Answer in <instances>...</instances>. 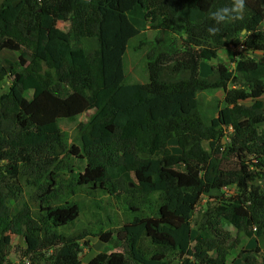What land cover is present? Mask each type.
Segmentation results:
<instances>
[{
	"label": "trees",
	"instance_id": "trees-1",
	"mask_svg": "<svg viewBox=\"0 0 264 264\" xmlns=\"http://www.w3.org/2000/svg\"><path fill=\"white\" fill-rule=\"evenodd\" d=\"M230 2L2 0L0 52L18 53L21 70L8 77L0 61V86H9L0 93V264L10 251L8 232L23 237L27 254L51 250L48 264H80L79 239L57 238L49 228L72 224L80 214L77 202L49 205L64 195L51 169L63 152L59 120L92 109L79 126L86 166L77 185L116 199L158 192L161 202L156 217L122 226L121 249L87 264H228L231 233L224 221L235 229L236 242L239 235H264V128L258 129L264 123V0H246L242 20L216 25L211 13ZM59 21L68 28L60 29ZM148 28L155 31L145 53L148 80L126 83L128 43ZM163 29L176 38H162ZM83 38H96L98 47L86 54ZM229 46L243 52L231 58L233 69L219 63L201 76L200 63ZM256 52L258 58L245 55ZM212 90L224 93L225 105L206 120L199 94ZM170 134L179 153L168 147ZM70 153L78 156V147ZM23 174L32 178L29 186L37 185L38 174H48L37 193L38 215L27 204L13 212L7 204L5 177ZM228 187L235 192L207 202L196 229L187 210L177 208L185 190L195 205L210 190ZM143 237L153 244L151 253L140 249ZM102 240L109 241L110 233ZM259 252L257 246L243 251L235 264H264Z\"/></svg>",
	"mask_w": 264,
	"mask_h": 264
},
{
	"label": "rangeland",
	"instance_id": "rangeland-1",
	"mask_svg": "<svg viewBox=\"0 0 264 264\" xmlns=\"http://www.w3.org/2000/svg\"><path fill=\"white\" fill-rule=\"evenodd\" d=\"M57 25L62 30L68 28L67 22L59 21ZM262 26H264V21L262 22ZM160 36L164 39L176 38V35L172 34L168 29H163ZM154 38L155 31L148 28L140 36L129 41L123 59L126 76L128 73L126 83H140L148 80L145 53L150 47L148 43ZM141 40L144 41V44L140 43ZM240 53H243L240 47L234 48L233 46H229L220 49L217 53V58L212 59L213 62L202 61L203 75L207 76L211 67L219 63L229 71L232 70L234 65L230 60L234 54L237 57ZM245 55L258 58L260 53L256 52V56L252 53H245ZM18 56V53L8 50L0 52L1 62L7 66L8 72L10 73L8 77H11L12 73L21 70V65L18 63ZM25 63L27 64V62ZM4 85V87L0 86L1 94L9 90L7 82H4ZM29 95L30 92L27 93V96ZM199 97V108L206 120L215 117L218 110L225 105L223 102L224 93L221 90L201 92ZM242 104L249 105L250 100L242 102ZM93 112L94 110L92 109L74 118H62L59 120L58 126L62 137L63 152L59 162L51 169V173L56 178L57 183L60 185L59 189L64 195L58 199L49 201V205L57 206L77 202L80 205V214L72 224L60 227L50 226L49 228L57 238L63 236L77 237L79 239L77 255L80 264L89 263L99 253L106 252L109 255L113 251L121 249L119 238L121 237L122 226L125 223L136 222L142 217H156L161 202V195L158 192L137 193L134 197L121 196L116 199L108 191L93 190L90 185H77L80 175L84 173L86 166V158L81 151L79 126L85 125L92 117ZM263 128L264 123H260L258 129ZM167 144L172 152H180L177 140L172 134L168 136ZM72 145L78 147L80 156L70 153V147ZM192 174L194 178L198 177L196 170H192ZM28 178L32 180L26 174L15 179L5 177V183L10 187L7 189H11V192L14 193L13 196L11 192H8L7 204L12 212L18 206L20 208L23 204H27L31 208V211L38 215L40 200L37 197V193H39L40 188L48 183V174H38L35 178L37 181V185L35 186H29L27 184ZM128 186L130 188L135 187L133 183H129ZM16 188H20L21 191H17ZM71 189L75 190L73 194L70 192ZM234 192L235 189L232 187L223 188L222 191L210 190L201 196L199 203L193 205L190 198V191L185 190L179 195L177 208L187 210L192 222L191 224L196 229L197 224L204 221L203 215L207 202L217 201L214 198ZM40 214L45 215V212L41 211ZM223 227L231 233V236L227 240L228 264L238 263L241 259L240 257L245 255L242 253L243 251H253L256 246L260 251L258 255H264V235L260 238H245L239 235L238 242H236L235 238L237 235L235 229L226 221L223 222ZM106 233H110L109 241L102 240V237ZM4 241L10 245V251L5 258L4 264H46L52 257L51 250H42L41 248L35 251V253H25L26 243L23 237L16 236L13 233H5ZM140 249L145 254H148L154 250V246L149 239L143 237L140 242Z\"/></svg>",
	"mask_w": 264,
	"mask_h": 264
},
{
	"label": "clouds",
	"instance_id": "clouds-1",
	"mask_svg": "<svg viewBox=\"0 0 264 264\" xmlns=\"http://www.w3.org/2000/svg\"><path fill=\"white\" fill-rule=\"evenodd\" d=\"M246 0H231L230 6L218 8L211 13L210 18L216 25L235 22L243 19ZM210 32L215 33V28H210ZM227 140V137H225Z\"/></svg>",
	"mask_w": 264,
	"mask_h": 264
},
{
	"label": "crops",
	"instance_id": "crops-1",
	"mask_svg": "<svg viewBox=\"0 0 264 264\" xmlns=\"http://www.w3.org/2000/svg\"><path fill=\"white\" fill-rule=\"evenodd\" d=\"M2 2V0H0V3ZM88 42V43H87ZM82 44H83V47H84V50H85V53L86 54H89V53H91L92 51H94L97 47H98V44H97V39L96 38H83L82 39ZM91 48H89L88 46ZM0 61H1V59H0ZM209 62H213V60H211V61H209ZM1 63H3V62H1ZM4 64V63H3ZM201 64H202V62L200 63V75L201 76H203V77H205L204 75H203V73H202V67L203 66H201ZM210 73V72H209ZM127 76H128V73H127Z\"/></svg>",
	"mask_w": 264,
	"mask_h": 264
},
{
	"label": "built area",
	"instance_id": "built-area-1",
	"mask_svg": "<svg viewBox=\"0 0 264 264\" xmlns=\"http://www.w3.org/2000/svg\"><path fill=\"white\" fill-rule=\"evenodd\" d=\"M227 130H228L229 132H231V131H232V129H231V127H230V126L227 128ZM227 133H228V132H227Z\"/></svg>",
	"mask_w": 264,
	"mask_h": 264
}]
</instances>
